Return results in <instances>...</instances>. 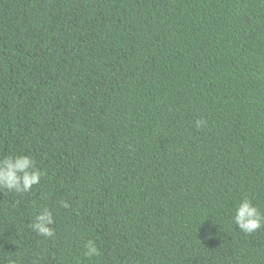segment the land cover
I'll return each mask as SVG.
<instances>
[{
    "label": "trees",
    "instance_id": "16d2710c",
    "mask_svg": "<svg viewBox=\"0 0 264 264\" xmlns=\"http://www.w3.org/2000/svg\"><path fill=\"white\" fill-rule=\"evenodd\" d=\"M20 154L45 175L0 190V264H264V228L233 222L264 212V0H0V157Z\"/></svg>",
    "mask_w": 264,
    "mask_h": 264
},
{
    "label": "clouds",
    "instance_id": "9594fccd",
    "mask_svg": "<svg viewBox=\"0 0 264 264\" xmlns=\"http://www.w3.org/2000/svg\"><path fill=\"white\" fill-rule=\"evenodd\" d=\"M207 121L197 119L195 126L197 129L206 126ZM45 173L37 167L35 159L30 155H7L0 157V190H8L18 194L31 192L39 185ZM64 207L67 203L61 201ZM233 222L246 235L264 228V212L253 202L244 198L234 209ZM55 224L53 212L48 209H42L30 224V228L37 235L46 239L54 238ZM84 256L88 259L99 257L100 248L94 240H89L85 244Z\"/></svg>",
    "mask_w": 264,
    "mask_h": 264
}]
</instances>
